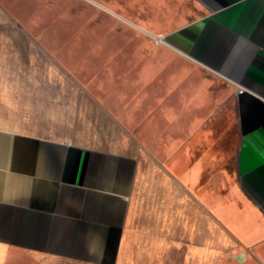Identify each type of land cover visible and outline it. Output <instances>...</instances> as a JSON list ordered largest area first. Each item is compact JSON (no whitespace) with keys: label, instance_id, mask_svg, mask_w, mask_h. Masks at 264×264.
<instances>
[{"label":"crops","instance_id":"1","mask_svg":"<svg viewBox=\"0 0 264 264\" xmlns=\"http://www.w3.org/2000/svg\"><path fill=\"white\" fill-rule=\"evenodd\" d=\"M178 1L193 6L168 16L180 23L142 28L231 89L229 196L204 197L187 141L159 157L139 132L109 143L31 130L40 113L1 75L0 264H264V0ZM2 25L0 8V39Z\"/></svg>","mask_w":264,"mask_h":264},{"label":"rangeland","instance_id":"2","mask_svg":"<svg viewBox=\"0 0 264 264\" xmlns=\"http://www.w3.org/2000/svg\"><path fill=\"white\" fill-rule=\"evenodd\" d=\"M0 8V76L10 75L40 113L28 116L31 130L48 124L74 142L109 143L139 132L159 157L169 143L187 141L183 150L203 157L204 197L226 200L237 179L231 89L142 28L177 25L168 16L192 10L190 3L0 0Z\"/></svg>","mask_w":264,"mask_h":264},{"label":"bare ground","instance_id":"3","mask_svg":"<svg viewBox=\"0 0 264 264\" xmlns=\"http://www.w3.org/2000/svg\"><path fill=\"white\" fill-rule=\"evenodd\" d=\"M159 42H161V43H166L162 38H156Z\"/></svg>","mask_w":264,"mask_h":264},{"label":"built area","instance_id":"4","mask_svg":"<svg viewBox=\"0 0 264 264\" xmlns=\"http://www.w3.org/2000/svg\"><path fill=\"white\" fill-rule=\"evenodd\" d=\"M159 38H162V39L165 41V37H164V36H161V37H159Z\"/></svg>","mask_w":264,"mask_h":264}]
</instances>
